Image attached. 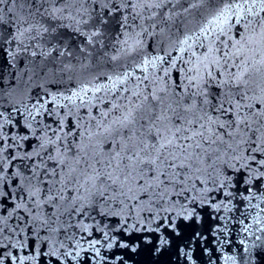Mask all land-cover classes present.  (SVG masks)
Returning a JSON list of instances; mask_svg holds the SVG:
<instances>
[{
  "label": "snow or ice",
  "instance_id": "obj_1",
  "mask_svg": "<svg viewBox=\"0 0 264 264\" xmlns=\"http://www.w3.org/2000/svg\"><path fill=\"white\" fill-rule=\"evenodd\" d=\"M0 264H264V0H0Z\"/></svg>",
  "mask_w": 264,
  "mask_h": 264
}]
</instances>
